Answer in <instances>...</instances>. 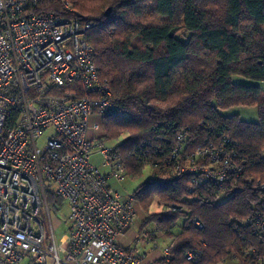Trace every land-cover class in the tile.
<instances>
[{
  "label": "trees",
  "instance_id": "trees-1",
  "mask_svg": "<svg viewBox=\"0 0 264 264\" xmlns=\"http://www.w3.org/2000/svg\"><path fill=\"white\" fill-rule=\"evenodd\" d=\"M66 1L77 13L67 18L92 24L85 39L116 105L102 119L103 139L125 136L116 150L131 179L140 177L147 163H161L176 132L187 130L194 146L211 135L234 142L242 177L264 183V91L232 80L264 83V0ZM34 11L63 15L57 0H42ZM236 107H255L258 122L221 114ZM189 183L190 176L182 175L142 182L133 192L135 209L138 203L143 213L141 232L154 224L172 238L166 264H195L186 260L187 252L196 254V264H260L264 230L242 222L260 211L264 192L244 181L233 184V191L231 184L188 192ZM155 199L175 211L149 214ZM46 202L51 213L62 204L51 194ZM192 218L203 228L192 227ZM179 219L183 223L173 235Z\"/></svg>",
  "mask_w": 264,
  "mask_h": 264
},
{
  "label": "built area",
  "instance_id": "built-area-1",
  "mask_svg": "<svg viewBox=\"0 0 264 264\" xmlns=\"http://www.w3.org/2000/svg\"><path fill=\"white\" fill-rule=\"evenodd\" d=\"M41 1L0 0V264H166L169 244L158 262L146 263L136 246L118 243L136 217L135 199L111 185L128 178L116 150L125 136L103 139L102 119L116 105L85 39L92 24L67 18L77 13L66 0H57L63 15L35 13ZM213 136L194 146L187 130L176 132L169 155L143 167L144 182L188 175V192L231 184L233 191L238 181L264 192V183L242 177L237 145ZM47 194L68 207L59 240ZM190 225L203 228L198 218ZM242 225L264 230V205ZM151 242L144 230L136 238ZM186 260L196 264V254Z\"/></svg>",
  "mask_w": 264,
  "mask_h": 264
},
{
  "label": "rangeland",
  "instance_id": "rangeland-1",
  "mask_svg": "<svg viewBox=\"0 0 264 264\" xmlns=\"http://www.w3.org/2000/svg\"><path fill=\"white\" fill-rule=\"evenodd\" d=\"M181 36L182 40L186 39V35L183 33L178 34ZM233 82L238 83V84H245V85H257L261 88V90L264 91V83H254L252 81L240 78V77H233ZM225 117L229 116H238L240 120L247 122V123H257L258 122V113L257 109L255 107H236L232 108L228 111H224L221 113ZM102 128H103V121H102ZM103 133V132H102ZM45 136V135H44ZM111 142V141H109ZM44 146V140L41 138L40 140L37 141L36 147L41 149ZM100 157L97 154H94L91 158V162L94 164V166L100 168ZM149 170L144 169L142 175L136 179H131L129 176L126 178L124 181L117 183L115 185H112L113 189L118 191L121 195H130L132 194L136 188L145 180V177L149 175ZM115 183V182H111ZM224 197H220L219 201L223 200ZM171 205L166 204L164 202H160L158 199H155L152 204L149 206L148 212L151 215H158L162 213L163 211H172ZM136 217L134 218V221L131 225V232L133 233L132 235L139 237L141 233V222H142V217L143 213L141 212L140 205L137 203L136 204ZM141 214V215H140ZM68 215V207L66 205V202L62 201L61 207L56 213H51V216L58 220L60 222V226L55 230L54 235L57 240L63 236L67 230L66 226V218ZM183 223L182 219H179L176 223V226L170 231L173 235H175L181 228V225ZM145 232H150L152 235L151 239L152 242L149 244H141V243H136L135 240H131L130 247L136 246V248L140 251L142 255L147 257V259H153L154 256H161L162 253V247L159 245V240L161 244H170L172 242V238L168 236L165 232L161 230H157L154 224H149L145 226L144 228ZM223 264H235L234 262H225Z\"/></svg>",
  "mask_w": 264,
  "mask_h": 264
},
{
  "label": "crops",
  "instance_id": "crops-1",
  "mask_svg": "<svg viewBox=\"0 0 264 264\" xmlns=\"http://www.w3.org/2000/svg\"><path fill=\"white\" fill-rule=\"evenodd\" d=\"M115 184H117V183H111V185H115ZM133 233L131 232V226L129 227V229H128V231L126 232V234H125V236L123 237V238H120V239H118V243H119V245L121 246V247H123V248H131L130 247V243H131V240L133 239V240H135L136 239V236L134 235H132ZM159 245H161V247H163V243L161 244V242H160V240H159V243H158ZM135 247V246H134ZM160 255V254H159ZM154 256V258L153 259H147V257H145V262L146 263H152V262H155V261H157L161 256Z\"/></svg>",
  "mask_w": 264,
  "mask_h": 264
},
{
  "label": "water",
  "instance_id": "water-1",
  "mask_svg": "<svg viewBox=\"0 0 264 264\" xmlns=\"http://www.w3.org/2000/svg\"><path fill=\"white\" fill-rule=\"evenodd\" d=\"M105 14L108 15L109 14V10H107Z\"/></svg>",
  "mask_w": 264,
  "mask_h": 264
}]
</instances>
